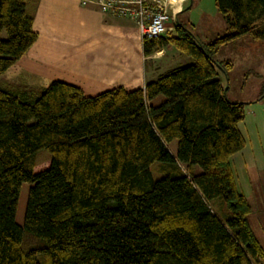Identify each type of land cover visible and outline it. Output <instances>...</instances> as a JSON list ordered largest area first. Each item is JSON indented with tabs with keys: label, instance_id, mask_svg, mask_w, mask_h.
Segmentation results:
<instances>
[{
	"label": "trees",
	"instance_id": "16d2710c",
	"mask_svg": "<svg viewBox=\"0 0 264 264\" xmlns=\"http://www.w3.org/2000/svg\"><path fill=\"white\" fill-rule=\"evenodd\" d=\"M37 1L0 0V80L37 39ZM215 5L228 33L210 44L178 15L173 35L142 39L144 56L171 45L192 59L144 90L93 92L68 75L0 86V264H261L231 166L245 145L244 107L225 96L232 64L213 55L242 35L264 41V0ZM41 150L50 159L36 168ZM217 198L226 212L211 207Z\"/></svg>",
	"mask_w": 264,
	"mask_h": 264
},
{
	"label": "crops",
	"instance_id": "0c3cea01",
	"mask_svg": "<svg viewBox=\"0 0 264 264\" xmlns=\"http://www.w3.org/2000/svg\"><path fill=\"white\" fill-rule=\"evenodd\" d=\"M184 2L178 0L176 9L168 11L164 34H174L175 17L184 10ZM32 28L37 39L15 69L29 75L24 82L40 88L57 76L68 75L93 92L118 86L126 91L144 90L147 82L192 61L171 45L144 56L143 36L136 23L105 13L94 0H38ZM5 38L6 33L0 32V39ZM161 101L159 96L150 104Z\"/></svg>",
	"mask_w": 264,
	"mask_h": 264
},
{
	"label": "rangeland",
	"instance_id": "374dc122",
	"mask_svg": "<svg viewBox=\"0 0 264 264\" xmlns=\"http://www.w3.org/2000/svg\"><path fill=\"white\" fill-rule=\"evenodd\" d=\"M177 1L160 0L168 11L176 9ZM184 7L178 20L192 31L199 42L210 44L228 33V23L216 8L215 0H185ZM213 58L217 62L229 61L232 64L227 72V80L222 76L225 96L231 103H243L244 119L238 128L245 145L231 157V166L237 188L251 207L248 222L264 247V41L252 39L248 34L242 35L222 44ZM20 63L18 61L16 67H20ZM28 76L16 69L9 70L1 77L0 86L17 87V80L27 81ZM35 82L41 86L43 84L40 81ZM168 146L174 155L177 141H171ZM48 158L50 159V154L47 151L38 152L35 157L36 168L45 165ZM157 165L155 163L152 168ZM193 167L200 171L199 167ZM152 175L155 180L161 177L157 172H152ZM27 192L28 185L23 183L16 213V222L20 226L24 222ZM211 207L218 214L226 212L219 198L211 202Z\"/></svg>",
	"mask_w": 264,
	"mask_h": 264
},
{
	"label": "built area",
	"instance_id": "2783aa9c",
	"mask_svg": "<svg viewBox=\"0 0 264 264\" xmlns=\"http://www.w3.org/2000/svg\"><path fill=\"white\" fill-rule=\"evenodd\" d=\"M105 13L135 22L143 38H159L170 20L168 9L160 0H94Z\"/></svg>",
	"mask_w": 264,
	"mask_h": 264
},
{
	"label": "bare ground",
	"instance_id": "6f19581e",
	"mask_svg": "<svg viewBox=\"0 0 264 264\" xmlns=\"http://www.w3.org/2000/svg\"><path fill=\"white\" fill-rule=\"evenodd\" d=\"M175 1V0H174Z\"/></svg>",
	"mask_w": 264,
	"mask_h": 264
}]
</instances>
